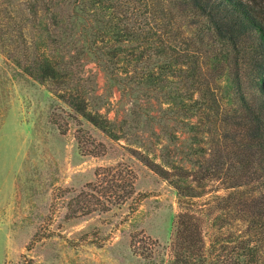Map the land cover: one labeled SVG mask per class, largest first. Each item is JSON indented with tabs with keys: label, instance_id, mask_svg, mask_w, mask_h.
<instances>
[{
	"label": "rangeland",
	"instance_id": "1",
	"mask_svg": "<svg viewBox=\"0 0 264 264\" xmlns=\"http://www.w3.org/2000/svg\"><path fill=\"white\" fill-rule=\"evenodd\" d=\"M19 4L0 0V264H172L179 216L206 232L210 199L256 187L227 189L258 177L241 159L233 103L208 110L206 139L189 143L177 116L111 87L87 55L43 82L3 43L21 42Z\"/></svg>",
	"mask_w": 264,
	"mask_h": 264
},
{
	"label": "trees",
	"instance_id": "2",
	"mask_svg": "<svg viewBox=\"0 0 264 264\" xmlns=\"http://www.w3.org/2000/svg\"><path fill=\"white\" fill-rule=\"evenodd\" d=\"M19 6L21 42L3 43L29 60L43 82L60 79L87 55L111 87L153 96L159 111L177 116L189 143L206 139L198 129L208 110L223 98L233 103L234 112L226 113L240 131L241 159L258 177L227 189L256 187L210 199L199 211L213 222L206 232L189 215L179 216L172 264H264V0H20Z\"/></svg>",
	"mask_w": 264,
	"mask_h": 264
}]
</instances>
